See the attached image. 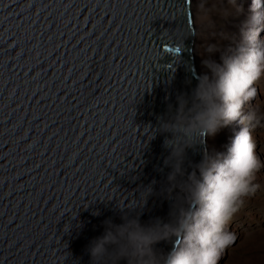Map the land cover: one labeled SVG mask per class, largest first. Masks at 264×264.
<instances>
[{
    "label": "water",
    "instance_id": "obj_1",
    "mask_svg": "<svg viewBox=\"0 0 264 264\" xmlns=\"http://www.w3.org/2000/svg\"><path fill=\"white\" fill-rule=\"evenodd\" d=\"M194 46L191 0H0V264H90L105 220H168L152 132L197 82Z\"/></svg>",
    "mask_w": 264,
    "mask_h": 264
},
{
    "label": "clouds",
    "instance_id": "obj_2",
    "mask_svg": "<svg viewBox=\"0 0 264 264\" xmlns=\"http://www.w3.org/2000/svg\"><path fill=\"white\" fill-rule=\"evenodd\" d=\"M258 2L254 0L253 8ZM237 10L242 14L243 5ZM257 24L259 16L242 22L231 45L210 48L195 86L177 96L175 107L169 106L158 118L152 136L171 134L163 142L169 150L164 164L170 169L165 191L175 193L168 220L141 223L138 216L128 215L120 217V224L105 220L102 234L87 246L90 264H218L221 252L233 241L225 226L264 165L247 127L235 135L226 154L204 151L198 162L188 161L187 168L186 149L203 144L206 137L239 119L244 103L256 96L253 85L264 75V47L256 46L264 25L256 28ZM216 54L218 60L213 58ZM181 236L185 243L179 249L165 253L156 247Z\"/></svg>",
    "mask_w": 264,
    "mask_h": 264
},
{
    "label": "rangeland",
    "instance_id": "obj_3",
    "mask_svg": "<svg viewBox=\"0 0 264 264\" xmlns=\"http://www.w3.org/2000/svg\"><path fill=\"white\" fill-rule=\"evenodd\" d=\"M253 0L238 12L239 3L232 0H192V14L197 39L194 57L199 74L205 71L202 59L210 55V48L224 49L233 42L237 29L252 14ZM243 5V4H242ZM258 14L264 25V0H259ZM238 35V34H237ZM256 46L264 47V29L259 31ZM218 60V54L213 56ZM256 96L246 101L247 110H241L239 119L230 122L215 135L206 138V143L217 145L227 152L232 137L242 127H247L256 143V155L264 165V75L253 85ZM256 103L257 109L252 108ZM225 232L233 241L220 254L218 264H264V167L256 173L252 189L238 203Z\"/></svg>",
    "mask_w": 264,
    "mask_h": 264
},
{
    "label": "bare ground",
    "instance_id": "obj_4",
    "mask_svg": "<svg viewBox=\"0 0 264 264\" xmlns=\"http://www.w3.org/2000/svg\"><path fill=\"white\" fill-rule=\"evenodd\" d=\"M254 1V0H253ZM235 2L236 3H239L240 5H242L243 4V6H246V5H248V3L250 2V0H235ZM253 4H254V2H253ZM253 10V12H252V14L247 18V20L246 21H248V20H250V18H252V17H254V16H257V14H258V6L256 5V7L255 8H253V6H252V8H251V11ZM191 11H192V0H191ZM192 16H193V14H192ZM255 27L256 28H261V26H260V24H257V25H255ZM194 29H195V27H194ZM238 32H239V29H237V31H236V34H238ZM195 33H196V29H195ZM195 39H197V34H195ZM258 40V39H257ZM256 40V41H257ZM194 62H195V66H196V58L194 57ZM196 69H197V67H196ZM197 71H198V69H197ZM199 73V72H198ZM257 107H258V105L256 104V103H254L253 105H252V108H256L257 109ZM249 107L246 105L245 107H244V109H242V110H247ZM239 131H237L234 135H233V137H232V139H234V137H235V135L238 133ZM207 138V137H206ZM232 143V142H231ZM206 147H207V151L209 152V153H212V154H215V153H222V151H223V149L221 148V147H219V146H217V145H212V144H209V143H206ZM224 154H226L227 152H223Z\"/></svg>",
    "mask_w": 264,
    "mask_h": 264
}]
</instances>
